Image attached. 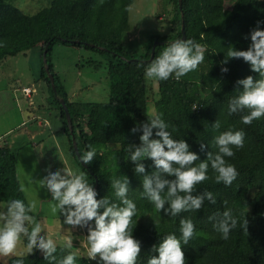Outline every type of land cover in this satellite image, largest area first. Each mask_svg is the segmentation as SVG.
Listing matches in <instances>:
<instances>
[{
    "label": "trees",
    "instance_id": "1",
    "mask_svg": "<svg viewBox=\"0 0 264 264\" xmlns=\"http://www.w3.org/2000/svg\"><path fill=\"white\" fill-rule=\"evenodd\" d=\"M133 1L49 0L26 13L0 0V62L45 49L55 91L44 64L39 79L86 175L79 215L89 209L116 264H264V0H181V9L172 0L168 34L150 35L139 53L123 45ZM154 40L163 42L149 59ZM56 42L105 54L106 101L67 98L49 60ZM16 161L0 139V202L25 220ZM22 243L6 264H110L97 250L91 259L59 244L43 250L27 231Z\"/></svg>",
    "mask_w": 264,
    "mask_h": 264
},
{
    "label": "rangeland",
    "instance_id": "2",
    "mask_svg": "<svg viewBox=\"0 0 264 264\" xmlns=\"http://www.w3.org/2000/svg\"><path fill=\"white\" fill-rule=\"evenodd\" d=\"M48 2L15 0L16 6L26 13H33ZM230 5L231 0H226L225 8ZM172 8V0H134L128 8L125 49L139 53L150 35L168 34ZM49 57L70 101L108 99L109 80L103 52L56 42L51 46ZM42 64L39 46L26 47L0 62V139L17 153V178L32 211L30 217L19 220L12 203L0 202V264L27 251L22 243L25 231L37 236L43 250L59 244L90 259L97 253L87 240L78 211V203L84 198L86 175L68 149L67 135L58 111L52 108L47 84L39 79ZM153 84L155 89V81ZM22 85H31L36 90L31 99L37 114L32 115L31 121L22 110L27 103L20 96ZM148 113L149 120L154 121L152 102H148ZM21 119L25 120L24 126L16 128ZM30 129L41 133L31 139L27 134ZM47 167H50L48 171Z\"/></svg>",
    "mask_w": 264,
    "mask_h": 264
},
{
    "label": "water",
    "instance_id": "3",
    "mask_svg": "<svg viewBox=\"0 0 264 264\" xmlns=\"http://www.w3.org/2000/svg\"><path fill=\"white\" fill-rule=\"evenodd\" d=\"M178 7L179 9H181V0H178ZM180 30H181V33H182V36H181V39L183 40L184 39V31H183V25L181 24L180 26ZM74 42H79V40H73ZM163 41H160V40H154L152 45H151V48H150V56H149V59L152 58L153 56V53H154V47L155 45L157 44H160L162 43ZM85 45H88V46H93L92 43H87V42H84ZM45 49L42 51V62L44 64V69L46 71V74L49 78V81H50V86L52 88L53 91H55V86H54V82H53V75L49 72L48 70V66L46 64V57H45ZM58 100L64 110V114H65V119H66V123H67V127L69 129V133H70V136H71V143H72V148L74 150V153H75V156L76 158L79 160L80 164L84 167H86V164L85 162L83 161V159L81 158L79 152H78V149H77V145H76V142H75V138L74 136L72 135V128H71V119H70V114L68 112V109L65 105V102H64V99L62 97H58ZM94 191H95V186L92 188L91 192H90V195H89V201H88V206H90L91 204V201H92V197H93V194H94ZM88 215H89V209H86L84 214L82 215V222H83V226H84V229H85V232L86 234L90 237L91 241H92V244L94 245V247L96 248V250L98 251V253L104 257L110 264H116V262L114 261V259L112 257H110L109 255H107L103 249L101 248V246L99 245L93 231H92V228H91V225H90V221L88 219Z\"/></svg>",
    "mask_w": 264,
    "mask_h": 264
},
{
    "label": "crops",
    "instance_id": "4",
    "mask_svg": "<svg viewBox=\"0 0 264 264\" xmlns=\"http://www.w3.org/2000/svg\"><path fill=\"white\" fill-rule=\"evenodd\" d=\"M61 85H62V83H61ZM22 86H28V85H22ZM21 86V87H22ZM31 86V85H30ZM21 87H20V89H21ZM62 87H63V85H62ZM21 91V90H20ZM36 92V90L34 91V92H32V93H35ZM32 93L29 95V96H25L22 92H20V96H21V98H22V100H27V103H26V106H25V108L24 109H22L23 111H24V114L26 115V118H27V120L28 121H31V119H33V114H37V111H36V108H35V106H34V102L32 101ZM33 104V105H32ZM35 117V116H34ZM22 118H23V116H22ZM24 122H25V120L24 119H21L20 121H18V123H17V127L16 128H20L21 126L23 127L24 126ZM47 129H48V127H46ZM47 129H46V131H47ZM6 133V132H5ZM39 133H41V130L38 132V131H35V130H33V129H30V131H28L27 132V134L30 136V138L31 139H35L37 136H38V134ZM44 136V135H43ZM43 136H41V140H42V143H44V139H45V136L43 137ZM8 143V142H7ZM12 143V142H11ZM8 145H9V143H8ZM10 147H11V145H9ZM65 164H66V166H67V162H65ZM51 165V164H50ZM49 165V166H50ZM48 168H50V167H47L46 168V170L48 169ZM66 169V168H65ZM49 170V169H48ZM47 170V171H48ZM65 174H66V172H65ZM68 175V174H67ZM62 176H64V174L62 175ZM61 193H63V192H61Z\"/></svg>",
    "mask_w": 264,
    "mask_h": 264
},
{
    "label": "built area",
    "instance_id": "5",
    "mask_svg": "<svg viewBox=\"0 0 264 264\" xmlns=\"http://www.w3.org/2000/svg\"><path fill=\"white\" fill-rule=\"evenodd\" d=\"M35 89L31 86H22L21 87V92L25 95V96H29L32 92H34ZM30 97V96H29Z\"/></svg>",
    "mask_w": 264,
    "mask_h": 264
}]
</instances>
